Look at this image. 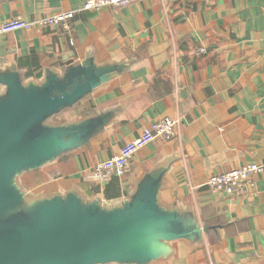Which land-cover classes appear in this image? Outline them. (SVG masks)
I'll return each mask as SVG.
<instances>
[{"label":"crops","instance_id":"0c3cea01","mask_svg":"<svg viewBox=\"0 0 264 264\" xmlns=\"http://www.w3.org/2000/svg\"><path fill=\"white\" fill-rule=\"evenodd\" d=\"M88 1L0 0V24L76 11L68 30L0 37V107L27 106L21 141L34 139L31 158L1 183L10 201L0 237L107 239L76 264H264V169L243 196L205 186L264 166V0L77 12ZM165 118L171 140L135 153L122 178L90 181L97 163Z\"/></svg>","mask_w":264,"mask_h":264},{"label":"water","instance_id":"95a60500","mask_svg":"<svg viewBox=\"0 0 264 264\" xmlns=\"http://www.w3.org/2000/svg\"><path fill=\"white\" fill-rule=\"evenodd\" d=\"M56 101L58 103V100ZM24 107L27 108L14 99L10 105L0 107V206L10 201L8 196L1 192L4 177L15 167L27 162L33 154L34 139L29 142L21 141L27 126L33 122V112H27ZM106 240L91 238L85 245L76 246L64 236L52 239L41 237L25 239L20 229H16L0 237V264L83 263L87 256Z\"/></svg>","mask_w":264,"mask_h":264},{"label":"built area","instance_id":"2783aa9c","mask_svg":"<svg viewBox=\"0 0 264 264\" xmlns=\"http://www.w3.org/2000/svg\"><path fill=\"white\" fill-rule=\"evenodd\" d=\"M141 0H92L81 6L77 12H98L103 8H120ZM76 11L57 13L37 20L25 22L20 18L0 24V37L18 32L20 30L38 27H54L61 25L64 30L69 29V22L73 19ZM72 44V43H71ZM203 52V50H200ZM175 121L165 118L152 123L144 129L142 134L129 144L122 147L118 155L108 161L97 163L91 169L90 181L98 184H107L112 178H122L128 169L129 162L135 153L151 144L156 139L169 141L174 134ZM263 165L248 164L227 173L209 177L205 182L208 190L214 194L229 197H239L246 193L250 184V177L262 173Z\"/></svg>","mask_w":264,"mask_h":264},{"label":"trees","instance_id":"16d2710c","mask_svg":"<svg viewBox=\"0 0 264 264\" xmlns=\"http://www.w3.org/2000/svg\"><path fill=\"white\" fill-rule=\"evenodd\" d=\"M29 177H31V179H32V181H33V184H38V183H40L41 182V180H39V181H37V182H34V178L35 177H38V174L35 172V173H31L30 175H29ZM25 179H26V177H24L23 178V182L25 183Z\"/></svg>","mask_w":264,"mask_h":264}]
</instances>
